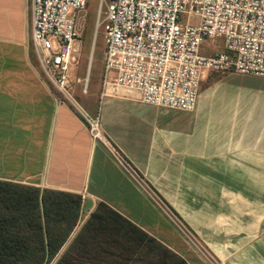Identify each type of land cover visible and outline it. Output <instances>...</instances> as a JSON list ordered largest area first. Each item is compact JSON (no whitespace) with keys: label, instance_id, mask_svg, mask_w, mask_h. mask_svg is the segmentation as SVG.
<instances>
[{"label":"crops","instance_id":"crops-1","mask_svg":"<svg viewBox=\"0 0 264 264\" xmlns=\"http://www.w3.org/2000/svg\"><path fill=\"white\" fill-rule=\"evenodd\" d=\"M30 31L31 0H0V181L81 198L50 264H264V79L208 73L193 113L103 92L102 77L65 100ZM96 116L146 189L90 138Z\"/></svg>","mask_w":264,"mask_h":264},{"label":"built area","instance_id":"built-area-1","mask_svg":"<svg viewBox=\"0 0 264 264\" xmlns=\"http://www.w3.org/2000/svg\"><path fill=\"white\" fill-rule=\"evenodd\" d=\"M86 1L31 0L33 58L65 100H71L69 72ZM105 8L98 23L105 44L103 92L134 91L146 105L193 113L208 73L264 79V0H109ZM207 39L221 41L222 50L203 55ZM86 123L90 138L107 145L131 179L146 189L102 136L98 116Z\"/></svg>","mask_w":264,"mask_h":264},{"label":"trees","instance_id":"trees-1","mask_svg":"<svg viewBox=\"0 0 264 264\" xmlns=\"http://www.w3.org/2000/svg\"><path fill=\"white\" fill-rule=\"evenodd\" d=\"M80 204L77 195L0 181V264H50Z\"/></svg>","mask_w":264,"mask_h":264},{"label":"rangeland","instance_id":"rangeland-1","mask_svg":"<svg viewBox=\"0 0 264 264\" xmlns=\"http://www.w3.org/2000/svg\"><path fill=\"white\" fill-rule=\"evenodd\" d=\"M101 2L102 7H99ZM108 3L109 0H87L85 8L77 20V52L74 54V61L70 67L69 86L71 88L76 86L82 92L91 81L98 78L99 82L102 77L105 44L104 34L102 28L98 27V23L104 20L105 5ZM182 19L185 20V16H182ZM191 22L196 23V19H191ZM220 42L213 44L211 40H205L202 46V54L212 55L218 52L220 50V47H218ZM215 45H217L216 48ZM219 77H222V74ZM69 92L71 94V91ZM177 231L181 238H184L182 232L178 229Z\"/></svg>","mask_w":264,"mask_h":264}]
</instances>
